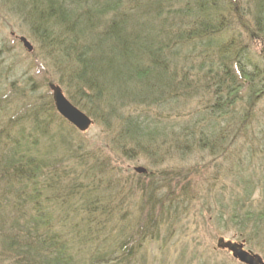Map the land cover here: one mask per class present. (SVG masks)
I'll list each match as a JSON object with an SVG mask.
<instances>
[{"label": "rangeland", "instance_id": "1", "mask_svg": "<svg viewBox=\"0 0 264 264\" xmlns=\"http://www.w3.org/2000/svg\"><path fill=\"white\" fill-rule=\"evenodd\" d=\"M14 1L0 0V130L5 125L10 136L5 138L6 147L15 141L36 142L39 151L49 147L63 158L53 172L54 178L62 180V191L41 187L42 230L50 225L55 234L64 236L68 254L79 264H243L227 250L215 248L219 237L244 240L245 248L264 260V223H254L264 213V142L252 141L246 148L242 135L224 150L216 149L220 144L211 149L198 142L178 153L176 137L168 135L149 158L147 149L141 148L146 137L155 136L156 127L159 136L160 131L167 132L162 127L178 132L187 123L188 109L200 107L195 97L188 98L185 111L184 98L166 110L126 97L115 102L112 112L107 107L89 108L84 102L91 114L82 111L92 124L79 131L58 114L48 87L57 84L67 99L77 93L66 76L67 63L60 59L57 38L36 28L38 35H34L26 17L29 6L19 7ZM162 1L176 10L192 0ZM214 1L218 11L234 5L237 13L246 12L250 2V14L240 21L224 17L227 28L218 41H237L245 51L248 46L251 63L258 61L259 54L264 58L260 40L250 39L241 24L247 21L251 28L256 24L251 0ZM101 30L97 28L96 37ZM15 35L24 36L32 50L27 51ZM225 61L231 66L232 60ZM29 106H39L38 119L27 115ZM258 106H264V96ZM11 119L17 120L8 125ZM39 122L45 124L41 129L47 134L39 133ZM139 125L147 132L141 135L133 130ZM154 139L158 142L159 137ZM136 167L145 171L137 172ZM66 185L83 189L70 193ZM1 203L9 208L4 199ZM31 213L25 208L26 215Z\"/></svg>", "mask_w": 264, "mask_h": 264}, {"label": "trees", "instance_id": "2", "mask_svg": "<svg viewBox=\"0 0 264 264\" xmlns=\"http://www.w3.org/2000/svg\"><path fill=\"white\" fill-rule=\"evenodd\" d=\"M18 1L14 2L19 7L30 8L26 17L34 35L41 29L43 35L57 38L60 59L67 63L66 76L77 89L68 100L77 108L79 105L80 110L91 114L87 104L92 109L95 105L112 112L115 102L126 97L165 110L184 98L185 111L188 98L195 97L193 100L200 107L188 109L187 123L178 132L173 127H162L167 132L160 131L159 136L156 127L155 136L150 140L146 137L145 147H140L147 149L149 158L152 159L154 146L160 148L161 138L168 135L176 137L173 142L178 153L198 142L211 149L220 144L216 149L224 150L237 144L236 139L242 135L246 148L252 141L264 142V106H258L264 96V58L259 54L258 61L251 63L248 46L245 51L237 41H218L227 28L224 17L237 21L250 14V2L246 3V12L244 9L237 13L234 5H225L218 11L214 0H192L176 10L169 9L162 0ZM251 4L256 24L253 28L246 26L247 21L241 24L246 33L249 31L250 39L260 40L264 51V0H251ZM151 14H155V19ZM144 20L145 25L139 22ZM97 28L102 29L98 37ZM223 59L232 60L231 66ZM27 112L36 120L39 106H29ZM36 125L39 133L47 134L41 129L44 123ZM133 130L141 135L147 132L141 125ZM8 137L4 125L0 130V201L4 199L9 208L0 202V264H79L68 254L66 238L55 234L50 225L44 230L40 225L41 187L62 191V180L54 178L53 172L63 158L49 147L39 151L36 142L15 141L6 147ZM151 139L154 143L149 146ZM46 152L50 157H42ZM42 176L44 182L40 180ZM66 189L73 193L83 187L70 185ZM25 208L34 213L26 215ZM45 219L46 226L49 217ZM262 219L264 213L260 218L257 215L254 223L262 224Z\"/></svg>", "mask_w": 264, "mask_h": 264}, {"label": "water", "instance_id": "3", "mask_svg": "<svg viewBox=\"0 0 264 264\" xmlns=\"http://www.w3.org/2000/svg\"><path fill=\"white\" fill-rule=\"evenodd\" d=\"M17 39L23 44L27 51L32 50V45L24 36H18ZM51 90L53 105L58 114L66 121L72 124L81 132H85L92 124V119L82 110L73 105L63 94L61 88L55 83H48ZM137 172H144V168L136 167ZM225 249L231 256L243 264H264L262 256L249 249H245L244 241H233L219 237L216 241V247Z\"/></svg>", "mask_w": 264, "mask_h": 264}]
</instances>
